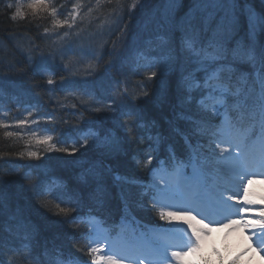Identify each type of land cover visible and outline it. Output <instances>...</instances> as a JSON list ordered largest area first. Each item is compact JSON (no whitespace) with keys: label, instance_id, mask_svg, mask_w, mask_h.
Segmentation results:
<instances>
[{"label":"trees","instance_id":"obj_1","mask_svg":"<svg viewBox=\"0 0 264 264\" xmlns=\"http://www.w3.org/2000/svg\"><path fill=\"white\" fill-rule=\"evenodd\" d=\"M69 0H48L49 10L48 11H38L36 14L28 13L24 19L17 18V20H11V11L5 8L8 2H15V0H0V76L5 73L7 65H12L16 67V70L12 73L23 72L24 70L30 74L27 81L30 82L32 86H36L37 82L42 78L41 75H37L26 67L20 66L19 62L23 59L26 63L28 59L38 58L39 54L47 57H51V61L59 66L65 65L66 71L62 72L61 68L57 70L61 72L58 77L59 80L65 79L61 83L67 81V78L74 75H80L81 79H86V86H80L83 91H77L79 95H74L73 97L66 96L62 99V104H73V112L81 111L79 115L86 114L91 122L96 123L97 129L104 130L101 132L103 137H111V139L105 144L104 147L100 146H86L81 148L79 153L86 155L84 162V170L79 171V165L77 160H75L74 155L71 156L70 152L59 151V147H50L51 158L59 159V168H62V160L60 156H66L67 166L63 170L64 174H67L64 179H68V188L71 189V194L74 195H61L59 199L66 202L51 201L48 197H40L35 191L34 184L37 182V175L32 178H28L24 174L23 167L24 164L27 165L34 161L28 155L29 152L35 151L39 153L36 160H40V156L48 150L47 144L41 145L36 141H31L27 139V135L21 132L20 137H7L4 135L7 129L0 128V251L3 249H11L13 247H6V241L9 239L10 242H15V238L18 232L19 225H38L43 233V237L40 241H46L49 235L53 238L62 239V243H68L69 237L72 233H76V227H74L71 221L72 215H74L80 206L79 200L82 199L84 204L87 205L90 202L92 196H97L106 199L112 204H118L117 192L120 186L126 187L129 185L127 179L123 176V173L127 175L137 174V170H140L139 157L141 155L142 146L147 143V138L149 136L157 138L154 136L166 135L171 138L173 137L177 144L183 143V141L178 137V128L180 126L184 127L186 121L184 116L189 114L191 117L196 118V120L202 121L206 118L205 110L202 107L196 106L193 103L194 100L188 101L184 90V80H180L181 76L176 71L171 70H160L158 76L147 81L142 82L144 78L137 77L131 78L129 81L133 85L130 91V96L133 101H138L134 103L128 98H124V101L118 100L113 105H110L107 100L113 97L112 94L106 91L103 84L105 75L100 74L96 76L99 70H107L110 59L109 52L105 49H109L106 43L113 44L117 39V32H110V29L114 26L112 17H108V13L114 9H118V3L125 0H104L98 6V17L104 20L105 23L101 24L100 28V38L95 39L93 36L90 37L88 33L90 26L82 27L80 22L85 20L86 13L83 10L79 11L76 18H80L79 21L73 22L70 26L71 21L68 17L69 12ZM162 0H148V8L146 9L149 16L154 14H162L163 4L160 3ZM183 8H187L192 0H178ZM161 4V5H160ZM159 5V6H158ZM255 5V4H254ZM256 6V5H255ZM65 10V15L62 8ZM72 7V6H71ZM56 10L55 16L52 14V9ZM156 9V10H155ZM58 10V11H57ZM138 11H143L138 8ZM14 11V10H12ZM162 11V12H161ZM142 13V12H141ZM164 13V12H163ZM176 14V13H175ZM172 15V14H171ZM173 16V15H172ZM69 20V25L64 27H59L55 25L54 21L57 20ZM85 25V23L83 22ZM89 28V29H87ZM51 31L53 37L63 35L64 39L73 41V52L70 54L62 50L60 46L49 45L47 34ZM167 32V33H166ZM92 33H97L92 30ZM137 33H142V31L137 30L136 32L128 34L129 40L125 39L123 50L130 45L132 40V45H135V40ZM152 34V36H157L158 38H164L165 42H158L156 51H160L155 54L160 56H166L164 58H158L163 67L169 68L167 66L173 61L180 58L182 64L188 62L189 53L182 52L183 45L181 42L176 43L173 41H168L166 36L170 37L168 31L163 29L161 32L152 29L147 34ZM166 33V34H165ZM239 34L235 35V41L238 40ZM58 40V37H55ZM100 39V40H99ZM174 40V38L172 39ZM260 42L264 44V33L261 34ZM59 42V41H58ZM95 43L97 45L95 46ZM143 43V42H142ZM76 45V46H75ZM63 48H67L66 45H62ZM89 49L90 54L96 55L95 62L98 63V67L95 64V68H99L98 71L94 68L90 70V73L86 74L84 70V65L81 64L83 58V52ZM105 50V51H104ZM103 52L98 55L97 52ZM126 51V50H124ZM123 51V52H124ZM180 53V54H179ZM29 54V55H28ZM23 59H20L21 57ZM64 57H69L64 59ZM115 61L114 66L122 68L125 59L114 58L111 59ZM14 62V63H12ZM82 69L80 71L79 69ZM78 69V70H77ZM9 70V69H8ZM23 70V71H21ZM242 70L240 66H237V74ZM16 71V72H15ZM80 73H79V72ZM109 72V71H108ZM73 73V74H72ZM79 73V74H78ZM18 76V75H17ZM14 76V77H17ZM149 76V75H147ZM14 77H11L12 79ZM120 80V77H118ZM13 81V80H11ZM78 78L74 79L72 83H76ZM0 80V85L1 84ZM14 83V82H13ZM97 85V86H96ZM12 90L11 86H8ZM58 87H60L58 85ZM89 87L96 88L95 92L88 90ZM0 87V95L6 94L5 100H9V90ZM47 89V88H46ZM78 90V88H76ZM92 89V90H93ZM35 90H30L27 92H22L24 97H22V102L27 105H42L43 103H54L57 106H61L57 100L53 98L50 94V90H42L40 94ZM90 93V95H88ZM83 94V95H82ZM196 92H193L191 97H194ZM21 96V95H20ZM59 96V94H58ZM60 97V96H59ZM143 97V99H141ZM111 100V99H110ZM115 100V99H114ZM112 101V100H111ZM89 103V104H88ZM112 103V102H111ZM123 104V105H122ZM94 107V108H92ZM63 105L61 106V109ZM115 109L114 112L111 110ZM113 114V119H110ZM114 123H113V121ZM112 121V123H108ZM189 125L190 136H198L203 130L197 131L198 128L195 124L190 126V122L186 123ZM126 125H130L126 127ZM103 126V127H101ZM11 130V129H10ZM158 139V138H157ZM136 147V148H135ZM47 149V150H46ZM24 155L21 156L20 154ZM120 174L123 177L117 179L114 174ZM81 175V177H78ZM65 176V175H64ZM128 189V188H125ZM72 198H70V197ZM63 207L68 209L67 213H60L59 208ZM71 213V216L69 215ZM65 238V240H63ZM39 241V242H40ZM41 243V242H40ZM65 244V245H66ZM36 247V246H35ZM34 248L26 249L24 251L25 255L29 257H35L40 250ZM39 247V246H38ZM15 251L16 247L14 248ZM20 258L14 262V264H23Z\"/></svg>","mask_w":264,"mask_h":264},{"label":"snow or ice","instance_id":"obj_2","mask_svg":"<svg viewBox=\"0 0 264 264\" xmlns=\"http://www.w3.org/2000/svg\"><path fill=\"white\" fill-rule=\"evenodd\" d=\"M5 8L11 11L10 18L15 21L17 18L24 19L29 12L36 14L40 10L48 11L49 3L48 0H28V3L24 5L19 0H15V2H8ZM52 14L53 16L56 14L54 8ZM78 14V12L73 11L69 15L74 21ZM241 16L247 18L249 37L255 35L257 30L264 32V15L256 20L251 7L247 4L241 6L240 0H192L190 14L187 17L178 19L172 16L170 12H165L160 20V26L166 31H174L180 35L181 44L192 53L198 65L197 70L203 74L201 79L193 78L191 82L184 81L186 92L194 83L195 89L193 90L199 89L202 91V95L218 97V108L223 110L225 114L233 111L250 114L252 118L259 119L261 125L264 126V46L257 51L251 39L242 48L234 43L233 34L236 32ZM54 23L59 27H64L69 25V20L57 19ZM241 63L248 64L252 71L238 75L237 65ZM157 76L158 73L154 71L148 79L151 80ZM47 83L51 85L54 81L48 79ZM187 99L191 101V95ZM137 102L134 101V103ZM111 111L114 112L115 109ZM28 124L27 119H22L16 121L14 126L23 129ZM129 126L126 125V127ZM9 127L12 125L0 121V128L7 129ZM4 135L20 137L21 133L5 131ZM32 136L35 137L36 133H32ZM51 139L50 136H46L37 138L36 142L46 145ZM59 151L75 153L76 149L61 148ZM20 155L23 156L24 154L21 153ZM28 155L38 157L39 153L31 151ZM235 156L239 161L240 152L237 151ZM151 159L149 157L148 163H151ZM260 165L264 167V159L260 161ZM253 182V179H247V185L250 186ZM254 195L256 194L250 192L249 187L245 186L242 197L229 196L228 199L241 205L239 215L231 217L221 224L237 226L246 232L252 241L264 238V195H260L258 201L250 199V196ZM257 204L260 206L257 207ZM59 211L60 213H67L68 209L60 207ZM158 215L162 221L183 222L187 226L193 243L186 250H172L170 252L175 264H186L188 253L197 247H201L192 234L189 220L204 222L189 212L160 209ZM259 250L261 253L264 252V248H259ZM100 251L102 249L98 247L90 249V253L93 254L92 264H122L112 256H96L95 253ZM0 264H4V261L0 260Z\"/></svg>","mask_w":264,"mask_h":264},{"label":"clouds","instance_id":"obj_3","mask_svg":"<svg viewBox=\"0 0 264 264\" xmlns=\"http://www.w3.org/2000/svg\"><path fill=\"white\" fill-rule=\"evenodd\" d=\"M189 226L191 227L192 234L195 236L197 243L200 246L203 245V243L206 239H209L211 237V235L214 231H217L220 228L228 229V230H232L234 228H237V226H235V225L212 226V225H209L207 223H200L198 221H193L191 219L189 220ZM200 251H201V247H197L194 251L188 253V257L189 256L197 257V256H199ZM213 254H214L218 264H225V258H224V255L222 253V250L220 248H214ZM186 264H212V261L208 260V259L201 258L199 260L191 261V262L186 260ZM230 264H240L239 257L234 258L230 262Z\"/></svg>","mask_w":264,"mask_h":264},{"label":"rangeland","instance_id":"obj_4","mask_svg":"<svg viewBox=\"0 0 264 264\" xmlns=\"http://www.w3.org/2000/svg\"><path fill=\"white\" fill-rule=\"evenodd\" d=\"M90 1V0H89ZM176 1L177 0H166V2L164 3L165 4V8H164V10H166V11H172L173 9H175L176 7H177V3H176ZM240 4H241V6H243L244 4H247V5H249L250 3H247L245 0H240ZM40 11H42V10H40ZM190 11V10H189ZM188 11V12H189ZM31 13V12H30ZM173 13V12H172ZM187 15L188 14H186V16L185 17H187ZM246 27H247V30H245V32H247L248 33V23H247V21H246ZM259 32V30H257V32L256 33H258ZM249 191L250 192H252V193H255L256 195H254V196H250V199H255V200H259V196L260 195H264V186L263 185H261V184H255L251 189H249ZM260 205L259 204H257V207H259ZM256 263H257V258H256Z\"/></svg>","mask_w":264,"mask_h":264},{"label":"bare ground","instance_id":"obj_5","mask_svg":"<svg viewBox=\"0 0 264 264\" xmlns=\"http://www.w3.org/2000/svg\"><path fill=\"white\" fill-rule=\"evenodd\" d=\"M166 2V0H163V2H162V8H165V3ZM124 50H126V49H124ZM124 50H122V51H124ZM121 54V53H120ZM67 58H69V57H64V59H67ZM19 66H23V67H26L27 65H23V64H20ZM12 67V65H7V67L5 68V69H7L5 72H8V69H10ZM132 88H133V86H132ZM36 141V140H35ZM136 148V147H135ZM57 164H60V161L59 162H57ZM62 164V163H61Z\"/></svg>","mask_w":264,"mask_h":264}]
</instances>
